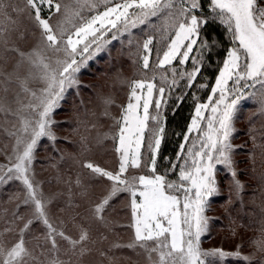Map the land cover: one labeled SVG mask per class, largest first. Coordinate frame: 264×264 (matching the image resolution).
Returning a JSON list of instances; mask_svg holds the SVG:
<instances>
[{
  "label": "snow or ice",
  "instance_id": "6c2138e0",
  "mask_svg": "<svg viewBox=\"0 0 264 264\" xmlns=\"http://www.w3.org/2000/svg\"><path fill=\"white\" fill-rule=\"evenodd\" d=\"M101 5L103 11L98 10ZM8 7L5 0H0V16L7 21V25H0V92L3 93L0 113L15 117L18 126L13 124L14 130L5 129L14 137L15 162L9 157L11 166H0V184L13 179L20 181L25 189L23 204L32 205L33 212L27 219L14 213L24 222L16 232V240L5 243L0 239V264H66L59 259V241L69 245L66 252L75 253L89 239L86 230L82 229L78 239H73L50 221L43 194L30 175L34 153L41 138L56 140L52 115L60 107L66 91L78 84L76 74L104 44L111 42L104 40L108 32L116 29L112 35L114 40L117 33H130L132 28L148 24L156 17L163 21L157 41L163 47L157 49L153 68L149 61L150 46L156 38L149 35L143 41V78L130 82L128 103L122 107L119 119L114 118L118 131L112 139L117 141L118 170L110 171L92 162L83 164L94 177L110 182L107 194L94 205L92 214L105 223L104 213L110 201L120 193H128L134 240L115 247L144 249L152 264H222L229 257L251 264L252 257L242 256L239 250L233 253L220 248L204 250L201 243L209 232V218L205 213L210 208V198L219 194L217 165H223L231 174L237 195L244 187L233 168L230 140L239 102L255 95L246 93V89L260 86V105L264 111V0H208L207 12L202 0H68L63 4L57 0H26L28 15L39 30V42L30 51L10 46V32L17 29L11 27L16 21L8 13ZM45 7L49 10L47 16L42 15ZM85 10L94 14L85 16ZM213 24L224 29L231 46L226 49L207 102L201 103L193 96L194 115L183 137L184 143L179 146L176 161H170L161 173L158 158L165 131L161 109L166 105V88L155 83L156 69H165L159 73L161 85L179 86V77L186 81L185 87L191 88L206 57L210 59L219 47V41L206 34ZM23 38L20 34V39ZM9 53L16 59L12 70L6 71ZM190 59L191 70L177 72L171 67L169 81L166 66L177 60L185 65ZM13 83L18 85V90L10 101L8 94L13 91L10 87ZM33 83L39 87H31ZM172 90L167 89L169 93ZM176 99L182 101L183 95ZM153 107L155 111L151 112ZM206 112L210 114L206 116ZM146 141L147 156L142 153ZM130 168H143L147 172L126 175ZM177 170V179H169L168 173ZM75 184L81 186L79 177ZM37 222L43 224L45 232L42 240L40 236L34 237L37 243L30 248L26 235ZM252 243L258 250L264 247V240ZM85 251L80 247L81 254Z\"/></svg>",
  "mask_w": 264,
  "mask_h": 264
},
{
  "label": "trees",
  "instance_id": "16d2710c",
  "mask_svg": "<svg viewBox=\"0 0 264 264\" xmlns=\"http://www.w3.org/2000/svg\"><path fill=\"white\" fill-rule=\"evenodd\" d=\"M61 4L68 0H57ZM115 2V0H114ZM10 5L8 13L16 21L17 31L10 32V46L14 45L24 51L35 47L39 39V30L28 15L26 0H5ZM204 11L207 12L208 0H202ZM18 8L22 11H14ZM103 9V5L98 10ZM49 10L45 7L42 15L47 16ZM90 14L85 10L84 15ZM56 17H53L55 20ZM0 25H7V21L0 16ZM161 18H153L151 22L132 28L130 33L119 35L116 40L107 43L105 48L97 52L88 60L86 67L79 71L80 83L68 89L63 103L55 110L58 116L52 130L56 140L50 141L41 138L34 153L32 170L34 177L41 179L40 187L45 184L47 189H55L57 196L46 203V211L50 214L55 226L73 239H78L81 230L88 232L89 239L80 247L86 249L81 254L80 247L75 253L66 252L69 245L60 240L61 251L59 259L66 264H146L143 249L115 247L114 242H125L132 239L129 227L130 212L127 206L128 196L120 193L110 201L106 209L105 223L96 220L92 208L107 194L109 181L94 177L90 170L83 167L86 162H92L100 167L117 171L118 158L115 152L116 135L118 127L115 119H119L122 107L128 103L129 85L134 79H142V56L145 55L142 44L149 36L156 39L149 57L150 67L155 66L157 49L162 48L157 43L160 37L158 31L162 28ZM116 30V29H113ZM23 34V39H20ZM219 41L217 47L201 68V73L191 88L185 87L186 81L178 79V85L165 83L161 85L159 73L165 69H156L157 86L166 88V105L161 109L164 125V138L161 143L158 168L163 173L169 162H175L179 146L184 143V135L194 115L196 101L205 103L210 95V89L215 83L218 70L226 56V49L230 41L224 29L217 25H210L206 30ZM195 54V52L193 53ZM14 54H8V63L5 68H10L15 62ZM175 67L177 72L190 71L191 59L180 65L177 61L166 66L169 81L171 80L170 68ZM148 75H152L151 72ZM200 84L207 87L200 88ZM172 88L171 93L167 91ZM183 95L182 101L176 97ZM154 98L156 94L154 93ZM111 100L112 103H105ZM162 100V104L164 103ZM178 105V106H177ZM244 109L238 111L241 125L234 131L238 144L233 150L237 166V179L243 184V190L236 194L232 177L229 172L219 166L218 187L219 194L210 198L211 227L207 235L208 242L225 244L239 250L242 256H251V264H264V247L258 250L252 243L264 240V111L258 102L249 101L244 104ZM153 108H150L153 111ZM105 112L108 115H105ZM115 118V119H114ZM8 135L0 132V141L9 140ZM8 142V141H7ZM1 146V145H0ZM147 141L142 153L147 156ZM234 155V156H235ZM140 169H137L139 172ZM177 172H169V179H177ZM79 177L81 186L77 187L75 180ZM69 181H71V196L69 195ZM25 191L21 182L17 180L0 184V239L11 243L17 239L16 232L22 226L23 220L14 216L16 213L29 218L32 205L23 204ZM123 216L119 225H115L112 217ZM14 229L7 232L6 229ZM45 232L42 223L37 222L33 231L26 235L28 246H35V236ZM130 242V241H129ZM128 255L129 263L124 260ZM51 257H49L50 259ZM111 260L109 261V259ZM131 260V261H130ZM218 264V263H217ZM222 264H246L242 260L229 258Z\"/></svg>",
  "mask_w": 264,
  "mask_h": 264
},
{
  "label": "rangeland",
  "instance_id": "374dc122",
  "mask_svg": "<svg viewBox=\"0 0 264 264\" xmlns=\"http://www.w3.org/2000/svg\"><path fill=\"white\" fill-rule=\"evenodd\" d=\"M99 11H103V9H101V10H99ZM94 13H90L89 15L88 14H86V16H90V15H93ZM114 32H116V30H112L111 32H108V34H107V36H105L104 37V40H106V41H108V40H110V41H112L113 39H112V35H113V33ZM120 34L119 33H117V37L119 36ZM114 40H116V39H114ZM38 42H39V39H38V41H37V43H36V45L38 44ZM35 45V46H36ZM107 44H104V46H103V48H102V50L105 48V46H106ZM96 47V45H93V48H95ZM30 51V50H29ZM91 51V50H90ZM100 52V51H99ZM96 55V54H95ZM94 55V56H95ZM93 56V57H94ZM88 62V61H87ZM15 63V62H14ZM86 66H84V67H82L81 68V70L82 69H84ZM220 67H222V64H221V66ZM5 70L6 71H11L12 70V66L8 69V68H5ZM218 75V74H217ZM76 76H77V80H78V83H80V76H79V72L76 74ZM231 83V82H230ZM215 84V83H214ZM214 86V85H213ZM11 88H12V92H10L9 94H8V99L11 101L12 99H13V93L15 92V91H17L18 90V85L17 84H15V83H13L11 86H10ZM31 87H33V88H36V87H39V85L38 84H35V83H33L32 85H31ZM75 87V86H74ZM74 87H72V88H74ZM259 89H260V86L259 85H257L256 86V88H248V89H246L245 90V92L246 93H255V95L254 96H249L248 98H246V99H244V100H241L240 102H239V104H238V109H237V112H236V115H235V118H234V121H233V127H234V131L241 125V123H240V118L238 117V111H240L241 112V110H243L244 109V104L245 103H247V102H249V101H252V102H254V103H257L258 102V104H259V106H260V108H261V105H260V100H261V96H260V91H259ZM68 91V90H67ZM66 91V93H65V96H66V94L68 93ZM3 95V93L2 92H0V96H2ZM22 95V98H23V94H21ZM65 98V97H64ZM63 101H64V99L60 102V105L63 103ZM207 102V101H206ZM205 102V103H206ZM13 106V108H15L16 107V105L15 104H13L12 105ZM126 107V106H125ZM151 111V110H150ZM155 111V109H153V111H151V112H154ZM210 113L209 112H206L205 113V115L207 116V115H209ZM121 115V114H120ZM52 119L56 122L57 121V119H58V116L55 114V111H54V113H53V115H52ZM13 124H17V126H18V122L16 121V118L15 117H13V116H7V117H5V115L4 114H2V113H0V132H2L3 134H5V135H8L7 137H9V140H7V141H5L4 143H2L1 141H0V166H11L10 165V162H9V157H13V159H12V162L14 163L15 161H14V156H13V151H12V149H13V145H14V137H11L9 134H8V132L5 130V129H8V130H14L13 129ZM117 131H118V129H117ZM195 135V133H193V136ZM46 138V137H45ZM230 142H231V144H232V146H233V150L236 148V146H237V144H238V142H237V140L235 139V137H234V132H233V134H232V136H231V140H230ZM190 143H191V141H189V144L188 145H186V147H188L189 145H190ZM116 146H117V141H116ZM232 160H233V168L235 169V171L237 170V166H236V162H235V157H236V155L234 154V151H232ZM235 155V156H234ZM117 158H118V154H117ZM118 165H119V160H118ZM219 166H221L223 169H225L224 168V166L223 165H217V172H216V179L218 180V177H219ZM117 170H118V168H117ZM226 170V169H225ZM5 171H6V168H5ZM227 171V170H226ZM146 172H147V170L146 169H140V171L139 172H137V169H129V172L128 173H126V175H140V174H146ZM228 172V171H227ZM30 175L32 176V179H33V181H34V183L36 184V185H38V187H39V192H41L42 194H43V200L45 201V204L47 203V202H49L51 199H55V197L57 196V194H56V190L55 189H47L46 188V186H45V184H43V186L42 187H40V185H41V179H39V178H35L34 177V175H35V173L33 172V170H32V172L30 173ZM14 180V179H13ZM11 181V180H10ZM18 181V180H17ZM20 182V181H19ZM3 184V183H2ZM21 185H22V183H21ZM23 186V185H22ZM23 188H24V186H23ZM24 191H25V189H24ZM126 195L128 196V204H127V206H128V208H129V212H130V219H129V227H130V225H131V223H132V219H131V210H130V197H129V194L128 193H126ZM25 197V196H24ZM32 207V211H31V214H30V216L32 215V212H33V206H31ZM47 214H48V217H49V219H50V221L53 223V225H54V227H56L55 226V224H54V222L51 220V216H50V214L47 212ZM205 215L209 218V230H210V227H211V217H212V215H211V213L209 212V209H208V211L205 213ZM29 216V217H30ZM113 218V222L114 223H116L115 225H119V223H120V221L121 220H123V216H121V215H119V217L118 218H116V217H112ZM57 228V227H56ZM58 229V228H57ZM130 229H131V231H132V239L131 240H129V241H126L125 242V239H126V237H125V239L122 241V242H118V241H116V242H114V244L113 245H116V244H119V245H127V244H129V243H131L133 240H134V230H133V228L132 227H130ZM209 233V232H208ZM208 235V234H207ZM207 235L206 236H204V237H202V243H201V247L204 249V250H211V249H216V248H220V249H223L225 252H229V253H233V252H236V249L235 250H233L234 248H231V247H228L227 245H225V244H220L221 246H219V244H217V243H215V242H208V239L206 238L207 237ZM123 247V246H122ZM142 254L146 257V264H152V261H150L149 260V258H148V254L144 251V249H143V252H142ZM125 259L124 260H126L128 263H129V259H127V257H128V255L126 254L125 255ZM229 258H231V257H229ZM228 258V259H229ZM111 260V258L109 259V261ZM153 260H155V254H153ZM227 260V259H226ZM226 260H224V261H226ZM131 261V260H130ZM223 261V262H224ZM222 262V263H223ZM218 264H220V262H217Z\"/></svg>",
  "mask_w": 264,
  "mask_h": 264
}]
</instances>
